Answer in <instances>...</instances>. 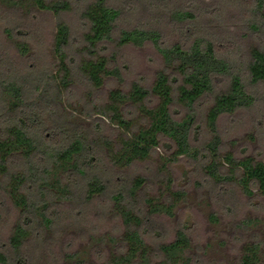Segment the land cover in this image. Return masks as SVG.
<instances>
[{"label":"rangeland","instance_id":"obj_1","mask_svg":"<svg viewBox=\"0 0 264 264\" xmlns=\"http://www.w3.org/2000/svg\"><path fill=\"white\" fill-rule=\"evenodd\" d=\"M107 1L121 10L114 38L122 28L141 26L158 30L167 46L178 42L188 45L194 32L190 27L194 26L195 34L208 31L223 36L230 44L240 45L246 55L250 47L264 45V30L252 27L263 24L264 4L253 6L252 13L232 0ZM78 7L74 1L71 10L57 15L53 9L39 8L34 0H0V81L11 77L25 85L31 97L27 101L34 103L37 125L47 128L48 143H64L65 134L55 128L60 126L66 133L79 134L90 146V153L83 151L78 159L85 173L42 160L38 169L44 173V168H50L46 181L51 186L44 184L41 190L33 181L25 184L21 192L32 204L30 209L14 202L8 189L9 176H0V250L9 256L6 264H112L127 244L124 218L118 210L123 204L144 216L142 232L154 259L159 258V245L174 240L177 230L183 228L191 242L179 264H237L247 243L264 245V193L254 187L248 195L235 181L216 183L207 175L204 159L180 155L173 160L175 146L167 136L161 137L145 160L131 164L114 161L111 152L119 149L125 129L101 113V105L108 101L111 90L126 91L134 80L151 85L156 73L166 66L165 60L152 42L120 46L111 41L102 53L110 58V68L120 67L123 82L109 76L96 89L77 77L65 84L55 50L58 22L70 25L75 43L71 54L81 59L77 43L88 26ZM183 11L194 16L185 18L180 13ZM251 89L258 97L253 106L220 117L221 148L222 153L231 152L240 159L264 160V84ZM45 93L51 99L49 105L39 99ZM4 98L8 109L15 98L10 94ZM202 115L199 129L191 135L195 145L211 138ZM26 165L28 160L19 152L8 160L10 172L23 171ZM95 175L105 188L87 197V180ZM137 179L142 181L134 189ZM119 191L124 194L121 201L114 198ZM178 191L182 195H175L178 199L171 215L161 211L149 219L152 204L168 205L174 199L173 192ZM42 213L51 219L49 223ZM20 223L25 224L27 233L16 252L11 237Z\"/></svg>","mask_w":264,"mask_h":264},{"label":"trees","instance_id":"obj_2","mask_svg":"<svg viewBox=\"0 0 264 264\" xmlns=\"http://www.w3.org/2000/svg\"><path fill=\"white\" fill-rule=\"evenodd\" d=\"M74 1L78 2L80 17L88 29L77 43L81 46L78 53L83 57L76 59L71 54L75 43L70 25L64 20L58 22L55 50L60 58L65 84L77 77L96 89L109 76L123 82L120 67L115 65L110 68V58L102 53L103 46L111 41L120 46H141L152 42L165 60L166 66L156 73L151 85L145 86L134 80L126 91L111 90L108 101L101 105V113L125 129L119 149L111 152L114 161L131 164L136 160H145L159 145L161 137L167 136L175 146L173 160L180 155L204 159L205 171L216 183L235 181L248 195L253 194L254 187L264 193V160L250 156L240 159L231 152L222 153L223 142L218 128L222 115L234 114L256 103L258 97L251 86L264 84V45L250 47L246 55L240 45L230 44L223 36L208 31L195 34L197 29L194 26H188L194 30L193 40L188 45L178 42L167 46L158 30L141 26L122 28L118 37L114 38L121 10L107 0H34V3L39 8L53 9L59 15L71 10ZM232 1L244 5L251 12L253 6L262 7L264 4V0ZM180 13L185 18L194 16L190 11ZM253 20L250 19L251 22ZM252 27L255 31L264 30V22L260 26L252 24ZM24 86L11 77L0 81V176H9L8 189L14 202L30 209L32 204L21 192L25 184L33 181L41 190L46 187L44 184L51 186L46 181L50 168H44V173L38 169L43 166L42 160L60 163L64 167L73 166L85 173L78 159L83 151L90 153V146L84 144L79 134L66 133L60 126L55 128L57 133L65 134L64 143L61 146L48 143L45 140L49 138L47 128L37 125L34 103L27 101L31 97ZM6 94L15 98L8 104V109L3 103ZM45 95H39V99L49 105L51 99ZM206 103L207 107L204 106ZM201 115L211 138L204 144L195 145L191 135L195 128L199 129ZM17 152L28 160V165L23 171L10 172L8 160ZM141 181L137 179L133 188ZM56 182L60 183V179L57 178ZM104 188L101 178L95 175L87 180V197L100 193ZM173 193L174 199L168 205H151L149 219L161 211L172 214L175 199H178L176 196L182 195L179 191ZM123 197L121 191L114 195L118 201ZM118 210L124 218L126 233L123 238L127 244L114 256L112 264H179V260L184 258L191 239L183 228L177 230L174 240L159 245V258L154 259L142 232L144 216L124 204L118 205ZM42 214L45 222L49 223L51 219ZM26 233L25 224H18L11 237V245L16 252L20 251ZM8 260V254L0 250V263L6 264ZM237 264H264L263 243H247Z\"/></svg>","mask_w":264,"mask_h":264}]
</instances>
